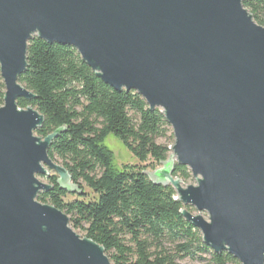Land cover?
<instances>
[{
	"label": "water",
	"instance_id": "obj_1",
	"mask_svg": "<svg viewBox=\"0 0 264 264\" xmlns=\"http://www.w3.org/2000/svg\"><path fill=\"white\" fill-rule=\"evenodd\" d=\"M34 35L77 49L106 83L160 108L173 153L145 173L199 210L181 212L215 252L264 264V26L243 0H0V264H112L37 200L51 170L61 188L78 185L48 154L61 129L38 136L44 116L18 105L36 97L19 82ZM176 163L197 185L182 186Z\"/></svg>",
	"mask_w": 264,
	"mask_h": 264
},
{
	"label": "trees",
	"instance_id": "obj_2",
	"mask_svg": "<svg viewBox=\"0 0 264 264\" xmlns=\"http://www.w3.org/2000/svg\"><path fill=\"white\" fill-rule=\"evenodd\" d=\"M243 5L264 26V0H243ZM26 60L19 82L36 97L21 98L18 105L33 106L44 116L35 131L38 136L61 129L48 154L78 185L70 192L61 188L58 175H42L51 188L40 192L38 201L65 212L74 228L105 247L112 264H176L206 253L208 264H241L228 251L215 252L206 245L199 229L182 214L190 207L176 198L174 187L156 184L145 173L171 152L157 140L167 133L175 138L160 108H150L135 90H116L69 45L34 35ZM4 95L0 72V106ZM110 134L125 144L139 165H124L121 170L114 166V153L104 143ZM173 175L187 180L191 171L176 163Z\"/></svg>",
	"mask_w": 264,
	"mask_h": 264
},
{
	"label": "rangeland",
	"instance_id": "obj_3",
	"mask_svg": "<svg viewBox=\"0 0 264 264\" xmlns=\"http://www.w3.org/2000/svg\"><path fill=\"white\" fill-rule=\"evenodd\" d=\"M36 134V133H35ZM159 143H162L164 145H168V146H172L175 143V138H171L170 137V133H167L164 137H161L157 140ZM105 145L113 151L114 153V166L121 170L123 168L124 165H139L140 161L137 159V157L125 146V144L119 139L117 138L115 135L110 134L106 137L105 141H104ZM173 153V151L171 150V152L169 153L168 158L170 157V155ZM60 164V163H59ZM161 165H158L157 168H159ZM156 168V169H157ZM155 169H153L151 166H149L148 168H146V171H154ZM50 175H58L54 170L49 171ZM49 175V176H50ZM38 178L45 182V183H50L48 177H42L41 175L38 176ZM176 178V177H175ZM182 180V186L183 187H187L188 185H197V179L192 175L187 179V180ZM190 207V211L193 214H199V210L194 207V206H189ZM200 214H202L206 219H209L208 213L205 211L200 212ZM70 226L81 236H85V232L82 231L79 228H74L73 223L70 222ZM200 231V230H199ZM201 235L202 232L200 231ZM131 245V244H129ZM111 254V253H110ZM201 257V258H200ZM133 260H135L136 256L133 255L132 256ZM210 258V254L206 253V254H201V256H199L198 258L191 260L189 258H185L183 260L179 259L176 264H208V259ZM241 263V262H240Z\"/></svg>",
	"mask_w": 264,
	"mask_h": 264
}]
</instances>
